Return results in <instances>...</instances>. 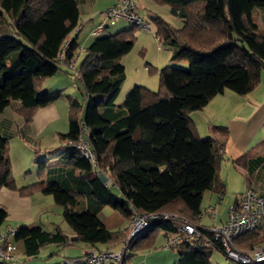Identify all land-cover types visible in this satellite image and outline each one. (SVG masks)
I'll return each mask as SVG.
<instances>
[{
	"label": "trees",
	"instance_id": "trees-1",
	"mask_svg": "<svg viewBox=\"0 0 264 264\" xmlns=\"http://www.w3.org/2000/svg\"><path fill=\"white\" fill-rule=\"evenodd\" d=\"M156 1L169 5L170 13L181 21L175 26L153 15L156 35L172 48V61L185 60L189 66L166 65L160 69L158 90L135 85L116 107L126 77L121 59L133 49L139 25L95 37L76 70L80 49L79 30L75 31L80 18L77 0H0V16L8 18L15 31V35H0V113L16 99L23 105L20 115L31 122L39 108L61 97V91H43L41 86L65 66L71 74L75 71L87 97L82 111L79 99L66 96L69 132L63 140L77 141L83 135L97 157L94 167L75 146L62 144L60 165L67 167L71 180L40 181L18 188L7 154L8 140L0 136V190L8 187L24 196L37 192L53 196L74 232L69 236L58 226L53 232L37 224L21 226L15 241L23 244L26 257L38 258L51 245L59 250L85 242L98 251L122 245L129 230L107 228L98 217L105 206L128 220L133 211L169 213L199 226L200 236L181 234L172 247L178 253L177 264H212L214 250L226 256L222 243L213 239L211 225L200 222L205 213L201 209L204 193L214 190L222 196L224 192L218 178L224 144L213 137L197 138L189 113L203 109L225 89L244 95L260 83L264 26L253 15L264 8V0ZM66 41L69 44L64 48ZM221 130L227 133L226 128ZM100 171L119 191L102 181ZM82 199L88 200L86 209H79ZM7 215L0 207V227ZM179 233L171 220L152 221L129 240L121 264H127L134 253L153 248L158 236L168 240ZM262 242L264 222L238 237L235 245L248 250Z\"/></svg>",
	"mask_w": 264,
	"mask_h": 264
},
{
	"label": "crops",
	"instance_id": "crops-1",
	"mask_svg": "<svg viewBox=\"0 0 264 264\" xmlns=\"http://www.w3.org/2000/svg\"><path fill=\"white\" fill-rule=\"evenodd\" d=\"M77 1L80 9L78 25L80 29L77 35L80 49L74 66L76 70H79L87 47L95 39L91 36V30L102 20L101 12L119 0ZM141 1L137 0V6ZM138 12L141 15L139 6ZM141 16L150 22L148 32L154 35L157 52L169 51L167 55H156L154 62L157 68L172 64L174 62L171 60L172 48L165 41L159 43L158 38L160 37L156 35V30L153 32L151 28V18ZM253 18L259 26L263 27L264 8L256 9ZM130 27V22L120 23V20H111L106 23L105 33L109 35ZM144 34L149 33L143 30L137 32L140 39ZM0 35H15L13 26L4 16H0ZM153 44L152 42L151 45ZM144 49L148 50V47L144 46ZM135 84L139 83L133 85ZM41 90L48 92L59 90L62 95L47 106L39 108L31 122H27L20 115L23 105L16 99H11L9 105L0 113V136L8 140L7 154L18 188L40 181L68 183L71 180L69 179L71 175L67 173V167L61 166L63 160L62 155H59L64 151L62 136L69 132V113L65 110V104L67 108L69 104L66 96L71 95L79 99L83 111L87 97L85 89L75 71L71 74L64 66L43 83ZM121 97H117L116 107L121 106L124 102L125 99L123 96ZM81 98H83V102ZM189 116L197 138L213 137L224 144L222 149L224 159L218 171V178L224 184L223 195L221 196L214 190H207L201 203V209L205 215L202 216L200 222L204 226H210L213 224L208 212L210 205L217 206L215 222L222 223L227 220L231 203L237 202L248 188H252L259 195L264 196V72L260 83L249 93L240 95L230 89H225L222 93L214 96L203 109L191 111ZM222 128H226V134L221 130ZM110 184L113 189L119 191L118 186L112 180ZM228 190L231 193V197L227 199L228 208L226 207L221 212V204L227 197ZM205 199L207 204H204ZM87 206L88 200L82 199L79 209H86ZM0 207L6 209L8 214L5 223L0 227L2 232L9 226L20 228L37 224L46 231L53 232L58 226L69 236L74 235L73 230L63 218V208L56 204L51 195L37 192L31 196H24L17 189L2 187ZM98 217L107 228L113 231L129 230L130 220L109 206L103 207L98 212ZM10 240L15 241V236L10 237ZM166 241V236H158L153 248L134 253L128 259L127 264H177L178 253L173 248L167 247ZM15 243L17 242L15 241ZM18 245L23 247L24 251L23 244L18 242ZM120 247L121 243H116L110 246V250L116 251ZM92 249L95 248L85 242H77L59 250L57 246L51 245L43 248L38 258L21 259L16 254L14 261L26 264H74L70 262L72 259L83 257Z\"/></svg>",
	"mask_w": 264,
	"mask_h": 264
},
{
	"label": "built area",
	"instance_id": "built-area-1",
	"mask_svg": "<svg viewBox=\"0 0 264 264\" xmlns=\"http://www.w3.org/2000/svg\"><path fill=\"white\" fill-rule=\"evenodd\" d=\"M137 0H119L116 4L107 7L102 12V20L91 30V36H102L106 31V23L109 20L125 19L131 24H137L146 31L150 30V22L141 16L138 12ZM78 26L75 31H78ZM159 43L163 41L158 38ZM69 41H66L64 48H67ZM64 50L60 53L62 58ZM71 67H74L73 65ZM64 147L75 146L95 167L97 157L91 149L89 142L81 135L77 141L65 140ZM100 178L105 184L110 183L109 177L102 171L99 172ZM217 206L210 205V213L213 224L209 230L213 233V239L220 241L225 249L226 257L229 260L241 262L244 264H264V242L255 245L253 248L244 250L235 245V240L242 234L248 233L264 222V196L259 195L252 188H248L241 198L230 205L228 217L225 222L216 223ZM205 213H202V216ZM166 219L171 220L179 229V234L170 237L166 241L167 247H174L181 234L187 236H200L199 226L190 222L188 219L177 214L169 213H137L133 211V217L130 219L129 233L120 249L98 251L92 249L85 256L74 260V264H121L124 250L133 237L139 236L152 221ZM18 228L9 226L4 232L0 231V263H8L15 259L17 244L10 240L17 234Z\"/></svg>",
	"mask_w": 264,
	"mask_h": 264
},
{
	"label": "rangeland",
	"instance_id": "rangeland-1",
	"mask_svg": "<svg viewBox=\"0 0 264 264\" xmlns=\"http://www.w3.org/2000/svg\"><path fill=\"white\" fill-rule=\"evenodd\" d=\"M138 6L140 8L141 15H144L146 17H152L153 15L156 14V15L163 17L165 20L170 22L172 25L179 26L181 23V21L177 17L173 16L170 13L169 5H166V4L162 5L156 0H142L141 2L138 3ZM102 12H101V19H102ZM119 20H120V23L129 22L125 19H119ZM110 21L111 20H109V22ZM151 22H152L151 24L152 31L156 30V26L154 22L152 20ZM139 30H143L149 34L141 35V39H140L137 36V32ZM135 33H136V41H135V45L133 49L128 54L123 56L121 59L122 63H124L126 67L125 68L126 77H125V80L122 84L121 91H120V94L122 95L119 94V96L120 97L123 96L124 99L127 97L128 93L133 89V87H135V85L144 86V87H147L148 89L155 90V91L159 89L161 66L159 67V69L157 68L154 62L155 57L157 54H160L161 56H163L164 54L167 55L169 53L168 50H165L163 52H157V49H156L157 42L152 33L146 31L145 29H142L141 27ZM105 35H107V33H105ZM152 42L154 43L153 45H151ZM144 46H147L148 50H145ZM170 65L173 67L185 69V68H188L189 63L185 60L183 61L178 60L176 61V63L174 61ZM135 81H138V82H135ZM134 83H139V84L133 85ZM81 101L83 102V98H81ZM65 110L67 113H69V106L67 108L66 104H65ZM68 122H69V118H68ZM230 197H231V193L228 190L227 197L223 199V202L221 204V208H220L221 212H223L226 209L229 203L227 202V199H229ZM204 204H207L206 199L204 200ZM22 248L23 247L20 246L17 249L16 254L17 256H20L21 259L22 258L26 259L27 257ZM211 261H212V264H231L230 260L225 255H223V253L217 250L213 251L212 256H211ZM13 264H26V263H16V261H14Z\"/></svg>",
	"mask_w": 264,
	"mask_h": 264
}]
</instances>
